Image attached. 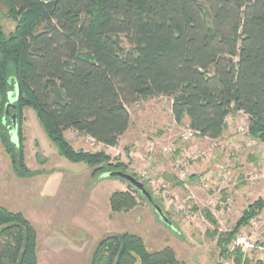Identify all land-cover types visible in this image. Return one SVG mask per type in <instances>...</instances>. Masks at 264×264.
I'll return each mask as SVG.
<instances>
[{"label": "trees", "instance_id": "16d2710c", "mask_svg": "<svg viewBox=\"0 0 264 264\" xmlns=\"http://www.w3.org/2000/svg\"><path fill=\"white\" fill-rule=\"evenodd\" d=\"M49 1L56 3L51 13ZM3 8L15 29L7 34L0 22V120L4 125L8 95L17 86L11 112L19 120V145L8 126L10 145L4 144L20 178L35 175L21 147L25 109L36 112L62 157L88 165L98 179L114 171L129 174L127 166L102 152L75 150L66 133L115 148L130 129L129 108L153 98L171 100L176 124L211 140L227 132L228 116L243 113L247 136L264 143V0H0ZM198 181L197 175L189 178ZM136 205L130 192L110 199L117 213ZM263 211L261 198L232 231L211 234L221 255ZM203 215L217 226L209 211ZM232 257L244 264L240 250ZM0 264H39L35 228L23 214L2 207ZM90 264L186 263L171 248L150 252L142 238L123 233L104 238Z\"/></svg>", "mask_w": 264, "mask_h": 264}, {"label": "rangeland", "instance_id": "374dc122", "mask_svg": "<svg viewBox=\"0 0 264 264\" xmlns=\"http://www.w3.org/2000/svg\"><path fill=\"white\" fill-rule=\"evenodd\" d=\"M7 12V9H2L0 22L8 34L14 31L15 23ZM2 109L0 99V113L3 116ZM170 109V100L165 97L149 99L130 107V131L120 139L115 149L97 151L91 147L89 138L73 131L65 136L75 150L102 152L114 163H123L129 175H138L145 169L173 184L174 188L179 187L171 201L166 203L146 185L153 193L155 204L163 208L172 226L163 224L153 205L134 194L126 182L119 179L100 180L92 176L93 169L88 165L72 163L62 157L32 109L23 112L21 147L26 167L35 175L20 178L4 144L10 145L6 127L11 126L12 122L8 117L4 126L1 125L3 120H0V207L23 214L35 228L39 264H90L96 247L104 238L123 233L142 238L150 252L171 248L178 260L186 264H235L232 255L237 250L231 253L227 247V255H221L218 237L213 238L211 234L215 231L218 234L232 231L243 212L258 199L264 198V185L240 183L249 173L264 167V152L258 149L235 151V146L250 139L237 133V126L245 121L243 115H237L223 139L228 145L227 149L218 147L209 161L189 166V173L196 172L199 177V181L191 187L194 197L191 207L202 215L205 210L214 214L217 226L201 217L192 222L177 220L172 204L183 202L188 192L180 188L177 179L171 177L173 162L178 158H189L200 149H209L211 143L197 138L192 143L184 144L181 135L186 125L175 126L171 122ZM138 137L142 142V153L138 157H142L144 162L130 161L127 157ZM153 139L159 144L158 150L160 146L173 144L174 150L183 152V155L174 158V152L167 157L161 156L157 165L159 168L151 166L146 163V150ZM223 164L231 166L232 174L239 182L237 185L229 183L217 186L215 174ZM203 184L209 186V191L203 192L197 188ZM115 192L132 193L137 205L126 212H113L109 195ZM229 197L234 198L232 206L225 205ZM262 215L264 217V211ZM253 238L264 246V222L254 231ZM262 259L264 253L253 254L250 260L244 261L243 258V263L262 264Z\"/></svg>", "mask_w": 264, "mask_h": 264}, {"label": "built area", "instance_id": "2783aa9c", "mask_svg": "<svg viewBox=\"0 0 264 264\" xmlns=\"http://www.w3.org/2000/svg\"><path fill=\"white\" fill-rule=\"evenodd\" d=\"M237 115H243L245 119L244 122H242L237 126V133L241 136H247L249 133V122H248V116H246L245 114L238 113L235 116L233 115L228 116V118L226 119V124L228 128H230V126L234 121V118ZM197 138H200L199 133L191 129L189 125H186L181 135V141L184 144H188V143H192ZM204 139L211 143L209 149H200L192 153L189 156V158H182V159L178 158L173 162L174 176L182 184V186L179 185L180 188L188 192V195L183 202L172 204L174 207V215L176 219L180 221L184 220L187 222H192L196 220L198 217H201L203 220H207L204 215H202L200 212L198 213L194 212L193 208L191 207L192 201L194 200V197L191 193V187L194 186L195 184H191L189 182V178L193 175L189 173V166L192 163L209 161L213 153L216 152V149L218 147H221L223 148V150H225L227 149L228 145L225 142V140H223L224 136L217 140H211L208 138H204ZM89 141L91 142V147L93 149H98L97 151H100L103 148L105 149L107 148L110 150L114 149V148L105 147L104 145L96 142L91 138H89ZM158 145L159 144L155 141V139H153V141H151L150 144H148L146 150L147 153L146 163H151L154 157L156 156L157 152H159L163 157L164 156L167 157L168 155L176 152V150H174L173 144L168 146H160V150H158L159 148ZM255 149L264 152V143L250 138L242 145L235 146V151L238 152H250ZM137 180L143 183L145 187L147 185L150 189L154 190L157 194L161 196V198L164 201H166V203H168V201H171L172 197L175 195V190H177V188H174L173 184L165 181L164 179L158 178L157 176L153 175L152 173H150L148 170L145 169L141 170L138 173ZM215 180L217 186L229 184V183L237 185L239 183L238 179L233 176L232 168L229 164H223L222 166L219 167L218 171L215 174ZM242 182L264 185V167L258 168L253 172L249 173L248 176L243 181L241 180L240 183ZM197 188L203 192L209 191V186L207 184L200 185ZM233 203H234V198L229 197L225 205L232 206ZM212 215L214 216V214ZM263 222H264V217L262 213L254 217L247 226L241 228L235 239L228 246V251L233 253L239 249L243 253L244 261L248 259L250 260L253 254L264 253L263 244H259V242L254 241L253 238L254 231L258 229L260 227V224H262ZM261 261L262 264H264V259H262Z\"/></svg>", "mask_w": 264, "mask_h": 264}, {"label": "water", "instance_id": "95a60500", "mask_svg": "<svg viewBox=\"0 0 264 264\" xmlns=\"http://www.w3.org/2000/svg\"><path fill=\"white\" fill-rule=\"evenodd\" d=\"M56 5L55 2L49 1L45 4L46 9L49 13L53 11L54 6ZM19 92L18 87L16 86L15 90L8 95V103L5 108V122L8 121V117L10 118L12 125L8 126L9 134L11 137V141L18 146L19 145V136H18V130H19V120L18 116L16 114H10L12 109H15V103L18 100ZM117 178L119 180H122L132 186L135 191L139 192L144 198L147 199V201L153 205L157 215L161 219V222L163 224H166L168 226H172L169 219L164 215L162 208H160L158 205L155 204L153 197L151 193L148 191V189L145 187L143 183L137 180L136 177L129 175L127 173H124L122 171H114L110 173L103 174L99 179H113ZM218 264H224V263H218Z\"/></svg>", "mask_w": 264, "mask_h": 264}, {"label": "crops", "instance_id": "0c3cea01", "mask_svg": "<svg viewBox=\"0 0 264 264\" xmlns=\"http://www.w3.org/2000/svg\"><path fill=\"white\" fill-rule=\"evenodd\" d=\"M170 104H171V109H170V115H171V122L175 125V126H178L177 124H176V122H175V120H174V118H173V115H172V101L170 100ZM187 125V124H186ZM130 128H131V126H130ZM129 131H130V129L128 130V132L126 133V134H128L129 133ZM227 133V132H226ZM226 133L224 134V136L226 135ZM125 134V135H126ZM124 135V136H125ZM200 140H204L205 141V139L204 138H200ZM142 144V142H141V139L138 137V138H135V143H134V148L132 149V151H131V153H129L128 155H127V157H129V159H130V161H136V162H140V161H143V159H142V157H138V155L140 154L141 155V151L140 150H142L140 147L142 146L141 145ZM115 148H117V147H115ZM114 148V149H115ZM138 150V151H137ZM138 152V153H137ZM141 152V153H140ZM181 155H183V152H181V151H176V153L173 155V157L174 158H178L179 156H181ZM161 154L159 153V152H157V154H156V156L154 157V159H153V161L150 163V165L151 166H156L155 168H159L157 165H158V163L160 162V160H161ZM144 162V161H143ZM164 164V163H163ZM150 166V167H151ZM154 168V167H153ZM159 171V170H158ZM159 174H160V172H158ZM171 174L170 175H172L171 177L172 178H175V176H174V172H170ZM191 174H193V175H196V172H192ZM206 177H207V175H206ZM100 185V184H99ZM99 185H97V187L99 186ZM179 188V187H178ZM177 188V189H178ZM111 196H112V193L109 195V198H111ZM109 204H110V199H109Z\"/></svg>", "mask_w": 264, "mask_h": 264}]
</instances>
